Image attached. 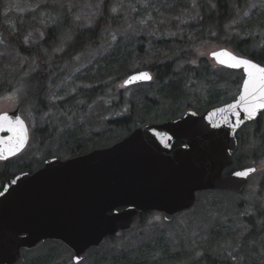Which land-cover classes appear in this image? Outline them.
Wrapping results in <instances>:
<instances>
[{"label":"rangeland","instance_id":"1","mask_svg":"<svg viewBox=\"0 0 264 264\" xmlns=\"http://www.w3.org/2000/svg\"><path fill=\"white\" fill-rule=\"evenodd\" d=\"M240 1L242 6L238 15L225 25L226 39L232 36L237 39H249L251 49L258 54L262 50L264 58V22L262 26L257 23L258 17L262 18L264 15V0ZM105 2L106 0H0V59L4 57L2 65L5 66V71L22 73L17 84L13 83L15 79L10 78L7 81L8 91L0 93V114L19 106L20 114L33 134L30 145L19 159L17 158V165L30 164L35 167L43 161L49 145L45 141L40 144V138L36 141L38 139L34 132L47 124L57 128L53 137L55 140L63 130L76 126L83 128L86 137L94 135L97 140L100 135L98 142L101 145L120 141L121 139H117L120 134L123 139L126 133L110 125L109 121L117 120L126 114L127 100L135 91L132 87H122L125 77L116 81L113 75L105 78L101 84H90L87 76L104 63L105 57L113 54L119 39L128 46L142 45L143 51L147 52L152 43L180 36L184 25L200 18L197 0H109L107 8L108 18L113 21L111 25L98 31L87 50L78 49L64 55L77 33L93 28L103 12ZM33 12L36 14L32 15V18L36 19L38 24L20 28L16 18ZM49 28H54L57 34L54 54L67 57L68 62L63 63L61 59L55 63L44 60L46 56L52 59L55 56L47 55L45 50L41 49L42 46L39 47ZM17 35L21 36V39ZM14 42L18 47H15ZM21 47L24 49L23 54L17 50ZM221 48L240 55L224 44H207L195 51L196 59L190 66L197 67L198 61L205 59L213 69H219L208 55ZM261 64L264 66V60ZM24 66H29L33 72H39L40 79L48 77L45 80V108L39 106V103L36 106L34 98L28 94L32 84L27 82L26 78L32 72L29 69L23 73ZM232 74L231 79L239 76L237 71ZM241 81L242 78L236 87H226L228 90L220 97L206 91L207 87L203 83L191 81L187 87L190 105L200 101L199 109L202 110L214 103L230 102L231 98L238 94ZM37 82L36 84L40 85L41 80L38 79ZM92 87L101 88L97 93L90 94L89 89ZM221 91L223 92V88ZM76 94L79 95L78 98L69 100ZM192 106L185 107L183 113L193 110ZM260 121L261 125H264V116ZM242 129L238 159L243 158L244 166L257 167V171L248 178L240 193H202L189 213L180 215L170 223L151 213L138 231L126 234L116 242H109L106 247H132L136 239L151 238V235H154L152 240L156 239V236H162L165 242L169 243L171 255H180L181 259L173 264H185L199 259L206 253L218 254L233 264H252V261H259L258 257L264 256V239H259L264 222V216L263 219L259 218V213L264 214V156L259 152L252 158V151L256 148L261 133L255 135L253 126L249 124ZM13 165L14 163L11 164ZM248 219H254L257 224L256 239L254 236V239H244L249 229ZM212 231L214 233H211ZM57 246L45 242L42 247L32 252L23 251L24 264L44 259L53 260L48 264H73L71 252ZM157 249L155 258L161 255L159 247ZM95 263L94 251H90L87 259L80 264Z\"/></svg>","mask_w":264,"mask_h":264},{"label":"water","instance_id":"2","mask_svg":"<svg viewBox=\"0 0 264 264\" xmlns=\"http://www.w3.org/2000/svg\"><path fill=\"white\" fill-rule=\"evenodd\" d=\"M221 51L251 59L226 48L208 55L215 65L242 72L239 92L232 101L137 127L108 148L66 161L51 159L32 175L22 173L6 180L0 191V264H24L22 251L39 249L45 242L62 244L71 252L72 263L80 264L107 238H121L137 229L143 215L157 214L170 223L195 206L199 193H240L257 167L224 172L237 149L236 134L264 109L249 117L238 104L247 77L243 68H229L213 59L212 53ZM139 73H148L151 79L124 86ZM152 82V73L140 70L125 77L122 87ZM255 103L254 98L249 100ZM234 104L235 109L230 107ZM5 115L23 122L26 140L15 154L8 155L13 133L0 130V151L7 157L0 161L23 152L29 139L18 110L0 117ZM248 170L252 171L247 177L236 175Z\"/></svg>","mask_w":264,"mask_h":264},{"label":"trees","instance_id":"3","mask_svg":"<svg viewBox=\"0 0 264 264\" xmlns=\"http://www.w3.org/2000/svg\"><path fill=\"white\" fill-rule=\"evenodd\" d=\"M107 2H109V0H106L104 3L103 12L101 13V16L96 21V24L93 26V28L77 33V35L72 40V44L68 46L69 49L66 50L64 55L71 54L78 49L87 50V48L91 46L90 44L94 42L93 40L96 37L98 31H102L104 28H108L111 25L113 21L109 20L108 18ZM240 2V0H197L200 18L194 22L184 25V27H182L180 36L169 40H160L156 43H152L147 52L143 51L142 45H138L136 47H132L131 45L128 46L125 44V42L119 39L116 43L113 54L111 56L105 57L103 59L104 63L98 65L94 70L95 72L87 76L88 83L101 84L105 78L108 79L113 75L115 76L116 81H120L129 74L139 70L150 71L153 74V82L150 84H142L132 87L135 92L127 100L128 110L126 114L113 121L112 125L116 126L117 129L123 130L127 136L131 131L139 126L162 123L167 120L179 118L183 115V109H185V107H190L193 105H190L189 91L187 89L191 81L203 83L207 87L206 91H209L210 94L215 95V97L222 96L225 90H228L225 89L226 87L229 88L231 85L236 87L239 84L240 78H242V73L239 71H237L239 76L231 79V76L233 75L232 73L235 72L234 70L224 68L213 69L205 59H200L198 61L199 65L197 67L190 66V63L194 62L196 59L195 51L201 46L212 43L220 45L224 44L225 46L233 48L239 52V56L247 57L262 65L261 62L264 60L262 56L263 51L260 50V54H258L257 51L252 50L249 39H237L234 36L228 37V39H226L225 25L238 15V11L241 10L239 8L242 6V3ZM177 4L179 5V2H177ZM34 14L36 13L33 12L24 17H17L16 23L20 28H23L25 25L28 27H33L34 25L38 24L36 19L32 18V15ZM262 16V18L258 17L257 20V23H259L260 26H262L261 24L264 22V15ZM17 37L21 39V36L17 35ZM56 38L57 34H55V29H47L46 37L40 43L39 47L42 46L41 49L45 50L47 55L54 54L56 50L53 48L56 45V43H54ZM17 41L19 40H16V42ZM12 42L13 41H11V43ZM16 42H14V45L15 47H18ZM17 50L19 53L23 54L22 52L24 49L22 47L17 48ZM59 59H61L63 63L68 62L67 57H60L57 55H55L53 59L52 57H44V60H51L54 63L58 62ZM3 60L4 57L0 59V93L8 91L9 85L7 84V81L10 78L15 79L13 83L17 84L19 76L22 75V73L13 74L5 71V66L2 65ZM29 69V66H24L23 73L28 72ZM93 69L94 68H92V70ZM31 72V74L27 75V82L32 84V80H35V82L38 83L37 77H39V72H33L32 70ZM100 88L101 87H92L89 89V92L90 94L97 93ZM222 88L223 92L221 91ZM31 90L32 89L30 88L29 91ZM77 96L78 94L70 97L69 100L78 98ZM194 97L196 98V96ZM233 99L234 97L231 98L230 101ZM222 104L225 103H214L213 105L207 106L205 109L200 110L199 108L201 102L196 101L192 107L193 111L202 113L208 108ZM263 116V114L260 116V120ZM260 122L261 121L256 123L252 122V124L249 123V125L253 126L255 135L258 136V134L261 133L257 146L252 151L253 159L259 152H261V156H264V125H261ZM242 131L243 129L236 134V138L239 140V142L237 149L232 156L231 165L225 170V174L246 167L244 166L245 163L242 160L243 158L238 159V154L240 153L241 149L240 134ZM121 137L123 136L120 134L118 135V138H116L119 140L122 139ZM97 146L102 145L100 142H94L90 139H85L84 142L80 140H74L68 151H70L72 154H76L87 152L88 150H91L93 147ZM262 185H264V179ZM202 193L214 194L217 192L209 191ZM202 193H199L198 196ZM191 210L183 212L180 215L189 213ZM148 215L150 214L143 215L142 223L137 229L126 232L123 234V236L126 234H133L138 231V229L144 225ZM263 216L264 214L259 213L260 219ZM248 223L249 229L245 234L244 239H250L253 236L256 239L257 224L255 223L254 219H248ZM262 226L263 230L259 234V239H264V222ZM211 233L214 232L212 231ZM152 236L154 237V235H151V238L144 237L143 239H136L134 241V246L126 248L123 247L120 249H116L114 247H110L108 249L106 247L107 243L116 242L118 239H107L105 244L97 248H92L90 251H94V255L96 257L95 264H173L181 259L180 255L170 254V245L169 243L165 242L166 240L162 236H156V239L153 240ZM49 244L58 245L57 247L63 248L69 252V250L60 243L49 242ZM158 247L161 255L158 258H155L154 255L157 252ZM51 253H53V251H51ZM258 258L259 261H252V264H264V256L262 258ZM52 261L53 260L44 259L32 261V264H48ZM185 264L233 263H231L229 260H226V258L219 256L218 254L210 255L206 253L199 259H193Z\"/></svg>","mask_w":264,"mask_h":264},{"label":"flooded vegetation","instance_id":"4","mask_svg":"<svg viewBox=\"0 0 264 264\" xmlns=\"http://www.w3.org/2000/svg\"><path fill=\"white\" fill-rule=\"evenodd\" d=\"M216 67L223 69V67H221V66L216 65ZM224 69H226V68H224ZM239 72H241V71H239ZM41 78L42 79H40V77H37V79L41 80L40 85H37L35 80H32V82H31L32 83V90L29 91L28 94L31 95L32 98H34V103L36 104V106L39 103L38 104L39 106L41 105V107L45 108L44 96H45V91L47 88V81H45V80H47L48 77L44 76ZM242 78H243V74H242ZM132 87H134V86H132ZM77 102L79 103L80 101H77ZM59 104L60 103H58V105ZM20 106H21V103H20ZM15 110H18L19 115L21 116L20 107L18 106L17 108H15L12 111H15ZM12 111H8V112H12ZM260 116L256 121H254L255 123L260 121ZM21 118H22V116H21ZM113 121H115V120H113ZM113 121H109V124L112 125ZM156 124H158V123H156ZM26 125H27V129H28L29 139H28V144H27L25 150L30 145L32 135H33L31 133V130H30L27 123H26ZM56 131H57V128L49 126V124L44 125L42 128L35 130L34 135H36L37 139H38L36 141H39V138H40V140H42V141H39L40 144H43V142L45 141V143L49 145L48 152L44 156L43 161L39 162L38 165H35V167H32L30 164H28V165L27 164H23V165H17L16 164L17 158L19 159V157L21 156V154L25 150L23 152H21L19 155L8 159L7 161H0V168H1V170H0V191H1L2 187L4 186V183L6 182V180H8L9 178L14 177L18 174H22V173H27L29 175H32L35 172H37L38 170H40L41 168H43L45 162L48 160L58 159L61 161H66V160H69L72 158H76V157L85 155V154H87L93 150H96V149L108 148V147H110L116 143V142H113L110 145L102 144V146L93 147L91 150H88L87 152L72 154V153H70V151H68V149H69L70 145L74 142V140H77V141L80 140V141L84 142L85 139H90L91 141L96 142V141H98V138L100 135L98 136L97 140L94 138V135H90V136L86 137L84 134L83 128L80 126H76L74 128L70 127V128L63 130L60 134H58V136L55 140L53 137L56 135ZM2 136L4 137L5 135L2 134ZM238 142H239V140L237 139V144H238ZM13 163H14V165L11 166V164H13ZM107 239H119V238L109 237Z\"/></svg>","mask_w":264,"mask_h":264},{"label":"snow or ice","instance_id":"5","mask_svg":"<svg viewBox=\"0 0 264 264\" xmlns=\"http://www.w3.org/2000/svg\"><path fill=\"white\" fill-rule=\"evenodd\" d=\"M213 59H216L218 63L229 68H243L246 74V79L243 83V91L240 95L238 104L243 106L244 111L249 117H253L257 109H264V67L259 66L257 63L248 59L238 58L226 51L212 53ZM224 57V59H221ZM151 77L148 73H139L138 75L131 76L125 81L124 86L130 85L138 80H150ZM255 99L254 105L249 104L250 99ZM231 108L235 109L237 105H231ZM4 122H7L5 127ZM216 126V125H214ZM0 130H6L13 133L9 137L8 142L13 143V146L8 149V155L15 154V152L21 147L26 140V130L23 127V122L17 118L15 122L9 120L7 115L0 117ZM4 152L0 151V159H6ZM236 173L239 177H247L249 172Z\"/></svg>","mask_w":264,"mask_h":264}]
</instances>
